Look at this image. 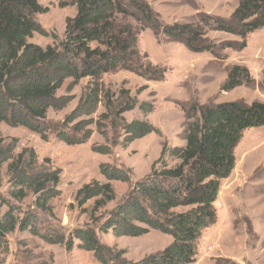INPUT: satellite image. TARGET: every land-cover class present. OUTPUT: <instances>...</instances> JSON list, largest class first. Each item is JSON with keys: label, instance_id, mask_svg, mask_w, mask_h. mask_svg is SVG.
I'll return each mask as SVG.
<instances>
[{"label": "trees", "instance_id": "obj_1", "mask_svg": "<svg viewBox=\"0 0 264 264\" xmlns=\"http://www.w3.org/2000/svg\"><path fill=\"white\" fill-rule=\"evenodd\" d=\"M59 5L74 7L75 14L66 19L58 45L41 47L28 39L44 34L34 17L47 13L48 8L38 0H0V124L24 127L43 140L50 133L66 145L89 141L93 132L88 127L92 123L81 117L93 114L100 102L113 116L107 118L111 128H119L124 134L122 147L151 132L158 133L146 120L126 122L122 117L136 107L147 115L153 111V103H139L125 88L112 94L101 82L102 75L118 71L149 82L165 79V68L154 65L140 52L137 38L141 31L150 29L156 37L162 35L193 53L214 54L216 47L207 39L206 30L239 37L237 50L242 51L247 35L264 27V0H239L229 20L205 15L197 24L169 25L161 24L145 0H70ZM82 78L89 82L77 105L62 122L51 126L46 121L47 110L60 111L66 105L56 96L57 91L65 80ZM254 84L246 67L233 65L220 91ZM182 112L185 146L163 143L150 172L130 186L99 224L94 226L92 221L68 233L50 206L61 193L59 170L52 168L48 158L39 165L33 149L14 154L16 142L0 140V169L7 162L10 196L20 204L28 194L34 198L32 211L9 206L0 216V264L5 263L8 251L7 235L16 229L28 231L49 245H63L68 252L78 241V249L91 252L99 264H194L197 241L216 223L214 203L221 181L234 170L236 146L245 130L264 127V102L231 101L182 108ZM99 132L106 138L104 130ZM93 151L111 154L109 145L94 147ZM99 173L105 182L84 184L74 197L79 208L95 199L92 220L96 219L95 212L114 201L111 182L130 180L129 169L112 164H101ZM41 216L51 221L47 227L38 225ZM152 229L172 241L162 251L135 262L124 258V250L102 244L96 234L138 237Z\"/></svg>", "mask_w": 264, "mask_h": 264}, {"label": "rangeland", "instance_id": "obj_2", "mask_svg": "<svg viewBox=\"0 0 264 264\" xmlns=\"http://www.w3.org/2000/svg\"><path fill=\"white\" fill-rule=\"evenodd\" d=\"M70 0H38L47 13L37 14L34 18L44 34H34L29 43L46 47L58 45L63 39L66 19L75 14L72 6L60 7V3ZM159 17L162 25L173 23H199L200 18L208 15L229 20L239 0H145ZM207 39L216 47L214 54L209 52L193 53L184 45L170 42L164 36L156 37L150 29L141 31L137 46L141 53L159 67L165 68L163 81H146L136 75L118 71L104 74L101 82L112 94L119 89L130 90L139 103H153V111L143 115L138 107L122 115L126 122L146 120L158 133L151 132L136 139L126 147L121 142L124 134L119 128H111L110 114L100 102L91 115L88 127L93 134L88 142L80 145H66L48 133L47 139L24 127H9L0 124V140L4 143L16 142L14 154L24 148H31L37 156V163L44 164L48 158L53 169L59 170L60 196L50 201V206L65 233L87 224L94 226L127 193L130 186L146 176L153 162L158 158L163 143L169 146L184 147L186 110L197 106L223 102L252 101L264 102V27L247 35L246 47L238 51L241 39L222 32L206 30ZM233 65L244 66L249 70L255 84L253 87H237L230 92H221L227 72ZM89 79L77 81L67 79L57 91L56 96L66 103L58 111L49 108L46 121L51 125L62 122L65 115L77 105ZM99 130L106 132L103 138ZM113 142H116L113 144ZM109 145L110 155L93 151L94 147ZM235 167L230 176L220 183V190L214 207L216 223L204 230L197 241V255L194 264H264V127L244 131L235 148ZM101 164H112L130 170L127 183L113 181L114 201L107 203L93 215L94 201L90 200L79 208L74 197L76 192L91 181L105 182L99 173ZM173 163H171L172 165ZM7 162L0 169V216L9 206L32 211L33 196L20 204L10 196ZM83 209L85 211H83ZM93 221V222H92ZM49 218L40 217L38 225L47 227ZM99 241L109 247L125 251L124 258L135 262L145 256L162 251L172 241L171 237L157 230L138 236L114 237L96 231ZM8 251L4 264H99L91 252L78 249V241L68 252L63 245H49L31 235L19 231L7 235ZM3 256L0 255V258Z\"/></svg>", "mask_w": 264, "mask_h": 264}]
</instances>
